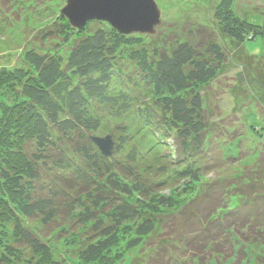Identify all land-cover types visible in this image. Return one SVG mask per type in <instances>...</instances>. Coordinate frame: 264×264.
I'll return each mask as SVG.
<instances>
[{
  "label": "trees",
  "instance_id": "16d2710c",
  "mask_svg": "<svg viewBox=\"0 0 264 264\" xmlns=\"http://www.w3.org/2000/svg\"><path fill=\"white\" fill-rule=\"evenodd\" d=\"M215 13L222 33L233 40L255 38L254 32L264 35L262 26L237 15L231 0H221ZM58 20L59 33L73 37L68 57L31 50L26 61L34 71L25 67L0 71V87L10 88L21 98L0 104V213L34 254L48 251L41 241L42 233L65 224L85 227L90 223L87 231L91 236L80 247L85 246L82 253L92 260L103 257V250L110 247L103 239H111L127 222L137 224L134 247L164 225L161 216L138 202L140 196L150 193L140 179V175L146 176L141 166L149 157L153 163L147 165L153 164L163 181L198 177L193 166L207 141L203 97L198 92L187 96L182 91L215 77L226 54L215 30L195 25L196 29L183 33L186 37L178 39L173 49L156 53L154 60L142 65L133 85L139 93L132 92L129 79L115 70L114 60L116 47L127 34L107 28L101 20L82 28H74L61 13ZM142 95L156 98L147 101ZM108 118L125 124L109 129ZM98 133L114 134L118 164L115 157L104 156L92 140ZM170 137L183 150L184 161L166 157L165 139ZM130 175L132 182L127 179ZM249 186L253 191L249 211L257 209L261 215L262 241L264 188L254 192L256 185ZM136 193L140 196L131 202L129 198ZM210 196L211 190L203 194L205 199ZM260 197L261 204L255 202ZM184 209L180 211L182 219L187 216L184 226L178 224L181 220L169 226L174 239L183 237L181 249L199 260L233 251L232 226L228 221L222 228L227 218L221 217L220 210L207 216L201 215L202 211L199 227L186 231L190 223ZM23 218L31 226L24 224ZM223 244L225 248H221ZM167 250L169 254L161 259L160 253ZM157 251L148 264H182L173 250L161 247ZM52 264L69 263L52 260Z\"/></svg>",
  "mask_w": 264,
  "mask_h": 264
},
{
  "label": "rangeland",
  "instance_id": "374dc122",
  "mask_svg": "<svg viewBox=\"0 0 264 264\" xmlns=\"http://www.w3.org/2000/svg\"><path fill=\"white\" fill-rule=\"evenodd\" d=\"M156 1L162 13L156 32L132 33L122 37L114 55L115 70L129 79L132 92L139 93L136 86H133L135 75L141 73L145 62L156 58V53L173 49L178 39L186 37L183 33L189 32L191 28L195 30V25L216 31L217 40L221 41L226 54L224 64L215 77L182 91L187 96L198 92L203 97L202 114L207 141L199 155L200 160L197 158L193 166L197 168L198 177L163 181L153 164L147 165L153 163L152 157H147V167L141 166L146 176L140 175V179L141 183L150 188V193L143 196L136 193L129 200L137 201L140 196L138 202L158 218L161 216L159 219L164 221V225L141 238V244L134 247L137 224L127 222L111 239H103L110 247L103 250V257L92 260L83 255L85 246L80 247L91 236L87 231L90 223L85 227L65 224L42 233L41 241L46 244L48 251L34 254L19 240L13 224L7 221L8 218L4 220V215L0 213V264H52V260L69 264H148L149 257L161 247L173 250L175 255L182 258V264H264L261 215L257 214V209L251 213L249 211L253 203L249 204L253 193L249 185H256L254 192H261V188H264V35L252 32L255 38L241 42L225 36L215 17L216 7L221 0ZM66 2L0 0V26H6L0 28V71L17 67L32 71L33 66L26 61V54L31 50L68 57L74 45L73 37L60 34V26L57 25ZM231 3L239 17L264 28V0H231ZM101 22L107 28H113L107 21ZM164 92L168 93L166 90ZM14 94L10 88L0 87V104H10L9 100L21 101L19 95ZM154 98L156 95L145 99L151 101ZM124 124L123 121L108 118L107 128H117ZM109 134L115 141L114 134ZM165 142L168 160H185L183 150L177 148L175 138H167ZM115 148L116 144L111 156L115 157L116 161H113L118 164L120 158L114 156ZM158 163L155 162V165ZM146 177L150 179L146 180ZM127 179L131 182L134 180L131 175ZM207 190H211L213 197L203 198ZM255 202L260 203L261 197ZM16 203L13 206L19 210ZM183 208L185 215L189 214L190 228L187 227L186 231L199 227L202 211L201 215L207 216L216 209L220 210L223 213L221 217L227 218L222 228L228 221L232 226L230 234L234 240L233 251H229L230 254L220 253L213 258L207 255L199 260L193 259L191 253L181 249L183 237L179 241L177 236L175 240V234H171L169 226H175L174 222L178 220L182 221L178 224L184 226L187 216L184 219L180 216ZM23 220L24 224L31 226L30 221ZM232 222L237 224L231 225ZM36 226H40L38 222ZM166 227L168 229L165 230ZM181 233L185 234L184 229ZM203 248L207 251L208 246ZM221 248H225L224 244ZM169 252L159 251L160 258L164 259Z\"/></svg>",
  "mask_w": 264,
  "mask_h": 264
},
{
  "label": "water",
  "instance_id": "95a60500",
  "mask_svg": "<svg viewBox=\"0 0 264 264\" xmlns=\"http://www.w3.org/2000/svg\"><path fill=\"white\" fill-rule=\"evenodd\" d=\"M61 14L74 28L101 20L123 34H154L162 15L156 0H67ZM91 138L104 156L113 154L115 141L111 134Z\"/></svg>",
  "mask_w": 264,
  "mask_h": 264
}]
</instances>
